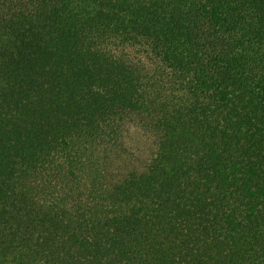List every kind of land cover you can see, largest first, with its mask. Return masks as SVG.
<instances>
[{
  "label": "trees",
  "instance_id": "obj_1",
  "mask_svg": "<svg viewBox=\"0 0 264 264\" xmlns=\"http://www.w3.org/2000/svg\"><path fill=\"white\" fill-rule=\"evenodd\" d=\"M0 264H264V0H0Z\"/></svg>",
  "mask_w": 264,
  "mask_h": 264
}]
</instances>
